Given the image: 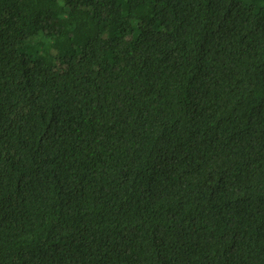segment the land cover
I'll return each instance as SVG.
<instances>
[{
    "label": "trees",
    "instance_id": "obj_1",
    "mask_svg": "<svg viewBox=\"0 0 264 264\" xmlns=\"http://www.w3.org/2000/svg\"><path fill=\"white\" fill-rule=\"evenodd\" d=\"M0 264H264V0H0Z\"/></svg>",
    "mask_w": 264,
    "mask_h": 264
}]
</instances>
